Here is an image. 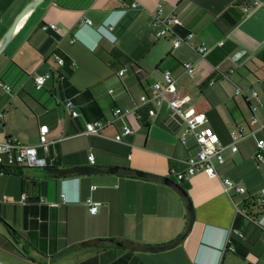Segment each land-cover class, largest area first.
Masks as SVG:
<instances>
[{"label":"crops","instance_id":"obj_1","mask_svg":"<svg viewBox=\"0 0 264 264\" xmlns=\"http://www.w3.org/2000/svg\"><path fill=\"white\" fill-rule=\"evenodd\" d=\"M33 1L0 0V43ZM132 2L138 9L123 15ZM169 15L183 22L176 35L192 34L177 48L173 34L156 37L155 20ZM51 23L57 29H42ZM201 45L208 48L204 57ZM184 62L196 64L193 78ZM167 69L225 147L224 163L214 160L219 174L245 193L227 189L221 176L198 172L178 181L171 174L185 171L198 148L167 105L154 115L152 103L137 115H113L150 96ZM40 76L45 81L37 87ZM237 88L245 94H235ZM252 90L263 103L255 113L264 124V0H41L0 50V141L39 146V129L48 125V149L38 148L48 167L0 172V244L21 252L31 234L43 253L29 247V258L35 254L44 264H109L126 251L140 264H264V147L258 145L264 131L253 121ZM97 120L113 124L102 136L85 135L86 124ZM126 124L133 132L115 141ZM233 133L240 137L236 151ZM85 165L117 171L67 177L48 171ZM88 199L99 203L95 213ZM237 219L235 232L249 247L244 258L227 248Z\"/></svg>","mask_w":264,"mask_h":264},{"label":"built area","instance_id":"obj_2","mask_svg":"<svg viewBox=\"0 0 264 264\" xmlns=\"http://www.w3.org/2000/svg\"><path fill=\"white\" fill-rule=\"evenodd\" d=\"M124 2L125 0H119ZM138 3L132 2L126 5V7L121 10L122 14H127L130 10L138 9ZM85 23L89 25L92 24V20L86 19ZM183 22L176 15H169L165 18H157L155 20L154 26L156 30V37L162 38L166 37L169 34L174 35L173 45L175 48L180 46L183 42H186L188 38L192 36L191 33L187 34L186 37H181L175 34V28L182 26ZM110 30L113 29L112 25L108 27ZM42 29L48 31L50 29H57L56 24H43ZM221 45L222 42H219ZM208 48L204 45H201L197 48V52L200 57H204ZM58 63L63 64V59L57 57ZM185 72L190 76L194 77L197 71V66L193 62H184L183 64ZM125 70L120 71V75L124 73ZM164 81L156 82L152 86L151 95H142L140 97V104L133 107H116L113 109V115L116 118H125L130 115H137L139 107L148 103L153 104V108L149 110L150 115H154L156 108H159L163 105H167L172 111H174L182 120H184L188 129L186 133H193L197 142V152L195 156H190L186 161V170L177 171L171 169V174L175 176L178 181H185L192 178L198 172H204L209 177H219L221 176L224 186L228 188H234L238 193H245L246 188L243 186H238L234 183L232 179L226 176L219 174L217 167L214 163V160L218 164L224 163V158L222 151L224 146L217 138V136L212 132V130L207 126L208 118L204 111H198L191 105V97L188 94H185L181 91L179 87L178 80L172 76L170 70L164 71ZM45 81L44 76L37 77L36 85L37 87H42ZM213 83L212 80L208 81ZM7 88H10L7 86ZM235 94H245L244 90L237 88ZM251 97L256 99L257 102L251 104L252 112L254 113V122H257L259 128L264 131V124L259 120L256 115V111L259 107L263 106V103L258 99V94L255 90L251 91ZM66 106L70 110L72 116L77 117L79 112L75 108L73 101H68ZM4 120V111L0 109V132L2 130V123ZM113 122H103L101 120L88 122L86 124V130L84 132L87 136H102L104 130L112 125ZM49 131L48 125H42L39 129V146H29L24 145L16 140H6L0 141V166L20 164L29 167H48V163L45 158L41 157L38 153V148H42L47 151L50 141L47 137ZM133 132L132 128L129 125H124L121 132L117 133L113 138L117 142H123L125 135H129ZM253 134V132H251ZM240 137L238 134L233 133V143L231 144L232 151L238 149L237 143L239 142ZM183 142H185V136L183 137ZM258 145L260 148L264 147V140H259ZM91 164H94V155L90 154L88 156ZM260 158L263 159V155H260ZM25 196L23 197V199ZM87 203L90 208L91 213H95L98 209L99 203L93 202L91 199L87 200Z\"/></svg>","mask_w":264,"mask_h":264},{"label":"trees","instance_id":"obj_3","mask_svg":"<svg viewBox=\"0 0 264 264\" xmlns=\"http://www.w3.org/2000/svg\"><path fill=\"white\" fill-rule=\"evenodd\" d=\"M64 69L68 74L72 73V71H73V68L71 67V61L67 57H65ZM25 168H29V166L20 165V164L16 163L13 165L0 166V172L12 173V174H16V175H23ZM33 168H39V167H33ZM52 176H57V175L53 174ZM26 183L27 182L24 179V185ZM32 183L35 184L36 182H32ZM238 221H239V219L236 220V222L234 224V230H232V233L229 236L227 248H233L238 257L244 258L249 253V247L241 239V237L235 232V229L238 228ZM7 232L9 234V236L16 243H20V239L22 237L9 225H7ZM31 237H32V235L30 234L29 238L26 241L27 244L23 246V249L21 251V254L24 255L27 259H30L29 258V247H32L34 250L38 251L39 253H43L41 246L37 245L36 243H33V241H32L33 238L31 239ZM136 263L140 264V261L135 256L134 252L133 251H126L121 257H119L118 259L114 260L113 262H111L109 264H136Z\"/></svg>","mask_w":264,"mask_h":264},{"label":"water","instance_id":"obj_4","mask_svg":"<svg viewBox=\"0 0 264 264\" xmlns=\"http://www.w3.org/2000/svg\"><path fill=\"white\" fill-rule=\"evenodd\" d=\"M41 0H34L31 2L17 17L16 21L14 22L13 26L9 30V32L6 34L2 42L0 43V50L3 48L5 43L8 41L14 30L16 29L17 25L20 23L22 18ZM48 171L54 175H57L59 177H67L71 175H87V174H99V173H115L117 171V168H109L107 170H102L100 168H96L93 166H75V167H68V168H49ZM135 174L139 177H151V174L145 173L142 171H135ZM165 180H168L165 178ZM65 181V180H64ZM193 225V223H192ZM120 244V243H118ZM0 264H8L0 259Z\"/></svg>","mask_w":264,"mask_h":264},{"label":"rangeland","instance_id":"obj_5","mask_svg":"<svg viewBox=\"0 0 264 264\" xmlns=\"http://www.w3.org/2000/svg\"><path fill=\"white\" fill-rule=\"evenodd\" d=\"M0 259L8 264H44L35 254L27 259L15 245L12 248L0 244Z\"/></svg>","mask_w":264,"mask_h":264}]
</instances>
